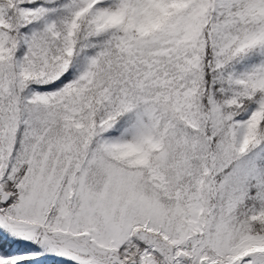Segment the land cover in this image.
<instances>
[{"label": "snow or ice", "instance_id": "6c2138e0", "mask_svg": "<svg viewBox=\"0 0 264 264\" xmlns=\"http://www.w3.org/2000/svg\"><path fill=\"white\" fill-rule=\"evenodd\" d=\"M0 264H264V0H0Z\"/></svg>", "mask_w": 264, "mask_h": 264}]
</instances>
